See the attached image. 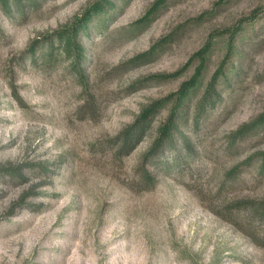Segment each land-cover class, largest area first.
Segmentation results:
<instances>
[{
    "label": "rangeland",
    "instance_id": "374dc122",
    "mask_svg": "<svg viewBox=\"0 0 264 264\" xmlns=\"http://www.w3.org/2000/svg\"><path fill=\"white\" fill-rule=\"evenodd\" d=\"M263 116L264 0H0V264H264Z\"/></svg>",
    "mask_w": 264,
    "mask_h": 264
},
{
    "label": "trees",
    "instance_id": "16d2710c",
    "mask_svg": "<svg viewBox=\"0 0 264 264\" xmlns=\"http://www.w3.org/2000/svg\"><path fill=\"white\" fill-rule=\"evenodd\" d=\"M93 11L94 12H98L99 10H101V4H95L93 6ZM91 13H89L88 11H86L85 13V17L81 19L80 22H78V24L82 27L85 24H87L88 21H85L86 17H88ZM76 30V29H75ZM74 30V31H75ZM76 32V31H75ZM66 42L68 45H73L74 41L72 37V35L70 33L66 34ZM215 78V79H214ZM217 74L214 75L213 80H211L210 82V87L208 88V92L207 94H211L212 90L217 82ZM197 82V78L193 79L192 83L186 84L185 86H183L179 92H178V96L176 98V103L174 106V109L172 110V112L170 113V116L167 120V122H165L162 126V128H160L159 130V135L157 137L155 146L153 148H155L156 150L161 147V150L159 152V154L162 152H164L163 148H165V146L168 144L170 145V143L173 140V136H175V133L177 131V128L180 124L181 121H178V118L181 114V106L184 104V100L187 97L188 94V90L191 88V86L195 85ZM188 85V86H187ZM183 103V104H182ZM182 104V105H181ZM180 110V111H179ZM263 118V119H262ZM262 121H264V116L262 117ZM151 123V117L150 115L144 114L142 113L138 119L129 127H127V129L124 131L123 133V137L122 139L124 140L123 143L125 144V146L127 145H133L136 138L138 139V134L141 135V133L150 125ZM254 124V123H253ZM249 126L252 125H246L245 127H243V129H240L239 132L246 130V128H248ZM252 127H249V130ZM152 155V154H151ZM158 155V154H157ZM161 155V154H160ZM144 176H146V180L154 182V177L152 175V172L150 170H146L144 172Z\"/></svg>",
    "mask_w": 264,
    "mask_h": 264
}]
</instances>
